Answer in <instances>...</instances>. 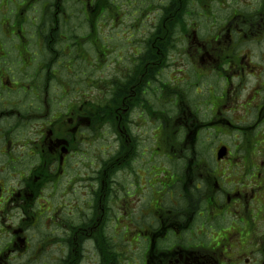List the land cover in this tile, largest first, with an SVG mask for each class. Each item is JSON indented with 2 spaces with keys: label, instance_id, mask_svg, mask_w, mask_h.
<instances>
[{
  "label": "flooded vegetation",
  "instance_id": "af4514ba",
  "mask_svg": "<svg viewBox=\"0 0 264 264\" xmlns=\"http://www.w3.org/2000/svg\"><path fill=\"white\" fill-rule=\"evenodd\" d=\"M117 254L264 264V0H0V264Z\"/></svg>",
  "mask_w": 264,
  "mask_h": 264
},
{
  "label": "rangeland",
  "instance_id": "374dc122",
  "mask_svg": "<svg viewBox=\"0 0 264 264\" xmlns=\"http://www.w3.org/2000/svg\"><path fill=\"white\" fill-rule=\"evenodd\" d=\"M185 69H187V67L185 68ZM121 179H122V177H120ZM122 203L123 202H118V207L120 206V205H122ZM122 222H125V221H122ZM118 229H117V231H116V233H117V237L116 238H118V236H119V234H118ZM124 262V264H127V261H125V259L122 261V263ZM35 264H43V260L42 261H37ZM84 264H89V263H84ZM135 264H141V262H140V260L138 259V258H135Z\"/></svg>",
  "mask_w": 264,
  "mask_h": 264
},
{
  "label": "trees",
  "instance_id": "16d2710c",
  "mask_svg": "<svg viewBox=\"0 0 264 264\" xmlns=\"http://www.w3.org/2000/svg\"><path fill=\"white\" fill-rule=\"evenodd\" d=\"M117 253H119V250H117ZM118 255H119V254H117V256H116L117 259L115 260L114 264H120V263H119Z\"/></svg>",
  "mask_w": 264,
  "mask_h": 264
}]
</instances>
